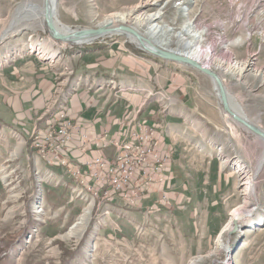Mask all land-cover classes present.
<instances>
[{
	"label": "rangeland",
	"instance_id": "374dc122",
	"mask_svg": "<svg viewBox=\"0 0 264 264\" xmlns=\"http://www.w3.org/2000/svg\"><path fill=\"white\" fill-rule=\"evenodd\" d=\"M20 1L0 0V31L10 22ZM56 1L57 19L72 30L93 29L102 25L109 14L123 11L130 12L131 19L127 24L144 34L148 31L143 25L145 21L141 20L137 26L135 16L142 14L145 17L158 11L160 17L154 21L163 26L169 25L174 32L180 31L187 22L197 31L204 30L203 48L215 59L213 69L208 68L222 78L231 102L240 105L243 112L264 129V0ZM9 32L2 42L0 36V68L6 60L19 56L21 50L25 54L38 56L52 69L58 67L63 71L65 67L64 71L69 76L75 64L73 55L77 56L79 49L114 43L128 47L137 54L151 56L127 36L114 34L73 46L56 42L53 46L58 51L57 57L45 59L37 51H32L29 45L33 41H48L51 37L48 31L21 28L17 32ZM181 46L174 36L170 37L168 49L182 50ZM220 60L224 62V67L232 71L237 63H246L247 67L241 77L236 76L231 74L232 71H224L225 68L220 67ZM57 61L60 63L56 66ZM173 65L184 73L187 80L186 100L195 116L202 119L201 125L209 135L212 148L219 152V158L233 178L225 226L235 207L242 202L243 186L235 161L242 162V170L252 176L263 151L261 140L224 113L209 77L185 65ZM4 139L0 137V142H4ZM3 146H0V264H264V168L256 181L257 199L251 201V208L257 212L251 219H260L261 216L263 223L251 227L250 217H245L231 234L224 233L222 236L231 247L228 253H215L218 236L210 249L196 254L190 248V242H185L177 234L173 236L172 229L175 227L170 221L172 219L166 218L159 198L152 199L153 206L145 209L143 220L138 223L126 221L125 230L120 233L119 227L114 224L113 230L106 229L104 219L109 211L103 214L97 211L99 196L94 199L88 194L89 200L79 198L75 186L73 194L77 202H84L80 201L81 206L75 208L74 217L68 221L65 219L63 225L60 221L56 224L54 219L64 220L65 214L63 210L58 211L56 205H52L51 210L44 206L45 183L38 176L35 179L34 173L27 178V165L21 159L11 158L12 149H3ZM41 157L49 165L46 157ZM157 185L150 190L157 187L159 191L150 193V196L159 195L164 203L162 186ZM145 194L142 193L138 200ZM124 200L130 204L129 198ZM86 208L90 209V214L83 226L76 235L69 237L68 232L83 216Z\"/></svg>",
	"mask_w": 264,
	"mask_h": 264
},
{
	"label": "crops",
	"instance_id": "0c3cea01",
	"mask_svg": "<svg viewBox=\"0 0 264 264\" xmlns=\"http://www.w3.org/2000/svg\"><path fill=\"white\" fill-rule=\"evenodd\" d=\"M21 51L0 68V137L5 138L0 146L12 149L10 157L27 165V178L34 173L45 183L44 206L51 210L56 205L65 214L64 220L54 222L65 224L83 200L77 202V182L67 170L49 166L31 150L30 134L37 125L43 132L49 129L68 108L77 130L65 152L80 167L97 156L111 159L116 153L115 147L99 141L103 135L122 142L140 125L156 129L157 150L166 165L164 183L154 185L162 186L166 201L150 196L159 191L155 187L127 204L121 194L105 187L101 193L106 191L107 197L101 205L97 200V207L102 214L109 211L106 229L113 230L114 224L123 233L126 221L143 220L152 199L159 198L175 227L173 236L190 242L196 254L210 249L229 214L233 178L186 100L187 80L179 67L113 43L79 49L69 76L65 67L52 69L38 56Z\"/></svg>",
	"mask_w": 264,
	"mask_h": 264
},
{
	"label": "bare ground",
	"instance_id": "6f19581e",
	"mask_svg": "<svg viewBox=\"0 0 264 264\" xmlns=\"http://www.w3.org/2000/svg\"><path fill=\"white\" fill-rule=\"evenodd\" d=\"M54 1L56 3L55 7H53V8H55V11H54L55 25H56L58 31H60L62 33L63 32L64 33L72 32L73 31L72 29H70L68 26H66L64 23H61V21H59L57 19L56 14H57L58 3L56 0H54ZM159 13H160V11L155 12L152 15H146L145 16L146 18L144 16H142V14H139L138 16H135L134 21L137 24V26L139 25V22H141V20L145 21L143 23V25H145L147 27L148 31L145 34L143 32L142 33L144 35H146L147 38L151 39V41L155 40V42L162 44L163 46H167V48H168L170 37L174 36L178 40V42L182 44V46H181L182 50L171 49L172 51H174V52H176L182 56L185 55L186 57L192 58L197 63H199V64L201 63L207 69L212 68L213 67L212 65H214V63H215V61H214L215 59L212 57L210 52H206L204 50L203 45H202L203 44L202 42L204 40V38H203L204 37V30L197 31L190 22H187L183 25V27L180 31L174 32V29L171 28L169 25L163 26L162 24L154 21L155 19L160 17ZM46 17L47 16L45 15L44 1L43 0L42 1L41 0H22V1H20V3H18V5L15 9V12L12 16V19L10 20V22L7 25H4L2 30L0 31V33H1L0 36L2 38L1 42L7 35L10 34L9 31L17 32L21 28H24V29L40 28V29L47 31ZM129 19H131L130 12L123 11L121 13H112V14H109V16L104 20L105 22L103 21V23H101L102 25L97 26V27L108 26V25L110 27H118V26L127 25L133 29H136L134 26L127 24ZM97 27H95V28H97ZM136 30L141 32V30H139V29H136ZM170 32H173V34H171ZM116 35H121V36L125 35L128 37V39L132 43L136 44L137 46L141 45V48L143 46L142 44H140V42H138V40L134 36H132L131 34H129L127 32H118ZM187 36L192 37V38L190 39ZM90 42L91 41H84V42L79 41L78 43L87 44ZM54 44H56V41L51 36V37H49L48 41H45V42H38V41L31 42L29 47L32 51L33 50L37 51L45 59H48V58L49 59H55V57H57L58 51L54 49V46H53ZM60 44L66 45V43H64V42L60 43ZM146 48H150V46L146 44ZM219 63L221 65L220 67L225 68L224 71L225 70H226V72H228V70L232 71L231 69H229V68L227 69L226 67H224V62H222L221 60L219 61ZM246 67H247L246 63L245 64L237 63V64H235V67L232 71L233 73H231V72L230 73L233 75L241 77L244 74ZM212 72H214V71H212ZM221 79L222 78L220 77V80ZM222 84H223V82H222ZM213 85H214V88H216V92L218 94V87H216V84H214V83H213ZM229 99H230V97H229ZM230 102H231V99H230ZM232 104H233V102H232ZM235 104L236 105L233 104L235 107V110H237L242 117L247 118L251 123L258 126V124L254 120H252L248 115H246L243 112L240 105H238L237 103H235ZM259 128L264 131L263 128H261V127H259ZM260 143L262 144L263 151H262V154L260 155V157L257 161L258 164H257L252 176H250L246 171L242 170V167H243L242 162L235 161V163H236L235 167L237 169H239V171H238L239 177L241 178L240 181L242 182L241 185L243 186V190L241 191L242 202L235 207L236 209H234L229 220L227 221V224L224 226L222 234L219 235V237L217 238L218 240H217V244H216L215 253H219L220 251H224L225 253H228L229 250L231 249V247L227 243H225L224 240L222 239L223 234L224 233L231 234L234 231V229L236 228L239 221L243 220V218H245V217L246 218L250 217V219H251L257 213L255 208H251V203H252L251 201L253 199H257V195L255 192L256 181L259 178L258 176L260 175V173L263 171V168H264V141L262 140V141H260ZM71 167H72V169H81L82 168L80 166H74V164ZM76 182H78L77 193H78L79 198L84 197L85 199L89 200L90 196L87 197V195L90 194L94 197V199L95 198L97 199L98 196L96 197L95 194L92 192V186H90L88 182L80 181L77 179H76ZM128 201L130 202V204L135 203V200L129 199ZM91 205H92V203H91ZM84 212L85 213L83 214V216L79 219V221H77V223H75L72 226L73 228L68 232L69 237L76 235L77 232L80 231L81 227L83 226L84 220L86 219L88 214H90V209L86 208ZM250 223H251V227L260 226L263 223V218L260 216V219H258V218L251 219Z\"/></svg>",
	"mask_w": 264,
	"mask_h": 264
},
{
	"label": "built area",
	"instance_id": "2783aa9c",
	"mask_svg": "<svg viewBox=\"0 0 264 264\" xmlns=\"http://www.w3.org/2000/svg\"><path fill=\"white\" fill-rule=\"evenodd\" d=\"M52 122L44 132L38 125L33 128L30 135L31 150L45 156L49 166L63 167L74 179L88 182L95 196H99L100 205L101 199L107 197L106 191L101 193L105 187H109L110 193H118L122 198L137 201L155 183H164L166 161L157 150L159 142L154 127L140 125L137 130L130 132L129 140L122 142L114 141L107 134L103 135L99 141L104 146L115 147L113 157L97 156L85 163V166L81 165V169H72V159L65 150L74 140L77 128L68 108L65 114L56 116ZM83 136L86 140L87 136ZM95 144L98 145L97 140Z\"/></svg>",
	"mask_w": 264,
	"mask_h": 264
},
{
	"label": "water",
	"instance_id": "95a60500",
	"mask_svg": "<svg viewBox=\"0 0 264 264\" xmlns=\"http://www.w3.org/2000/svg\"><path fill=\"white\" fill-rule=\"evenodd\" d=\"M44 1V11L46 17V28L49 32V35L58 42V43H66L67 45L73 46L78 45L79 41H93L95 39L101 37H107L108 35H114L118 32H127L134 36L140 44H142V50L147 52L152 57H156L158 59L178 63L180 65H185L193 70L205 74L211 81L216 84L218 87V98L222 105L224 113L230 117L238 126L242 127L244 130L253 133L256 137H258L261 141H264V131L261 130L257 125L251 123L247 118H244L240 115V113L235 110L234 105L230 102L229 95L227 93L226 88L223 86L220 77L216 72H212L207 69L201 63H197L192 58L182 56L171 49L164 47L162 44H159L155 41H151V39L147 38L142 32L137 31L127 25L118 26V27H110L101 26L93 29H78L73 30L70 33H62L58 31L55 25V1L52 0H43ZM146 44L150 46V48H146ZM237 111V112H236Z\"/></svg>",
	"mask_w": 264,
	"mask_h": 264
}]
</instances>
